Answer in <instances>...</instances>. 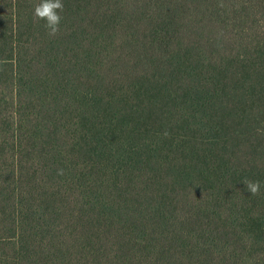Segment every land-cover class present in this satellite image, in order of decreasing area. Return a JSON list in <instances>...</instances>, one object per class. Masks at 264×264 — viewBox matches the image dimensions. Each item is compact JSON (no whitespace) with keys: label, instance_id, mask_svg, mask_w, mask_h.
I'll list each match as a JSON object with an SVG mask.
<instances>
[{"label":"trees","instance_id":"trees-1","mask_svg":"<svg viewBox=\"0 0 264 264\" xmlns=\"http://www.w3.org/2000/svg\"><path fill=\"white\" fill-rule=\"evenodd\" d=\"M40 2L0 0V264H264V0Z\"/></svg>","mask_w":264,"mask_h":264},{"label":"clouds","instance_id":"clouds-1","mask_svg":"<svg viewBox=\"0 0 264 264\" xmlns=\"http://www.w3.org/2000/svg\"><path fill=\"white\" fill-rule=\"evenodd\" d=\"M65 10L62 0H41V2L34 6L33 20L34 22L44 21V26L47 29L49 36L55 37L60 32L62 22V15ZM247 190L252 196L260 193L262 187L261 181L244 180Z\"/></svg>","mask_w":264,"mask_h":264},{"label":"rangeland","instance_id":"rangeland-1","mask_svg":"<svg viewBox=\"0 0 264 264\" xmlns=\"http://www.w3.org/2000/svg\"><path fill=\"white\" fill-rule=\"evenodd\" d=\"M260 127H261V124H260ZM263 130H264V128H263ZM256 143L259 144V143H261V141L260 140H256ZM256 162L264 163L262 151L258 153ZM0 253H2L1 250H0ZM3 253H4V251H3Z\"/></svg>","mask_w":264,"mask_h":264}]
</instances>
